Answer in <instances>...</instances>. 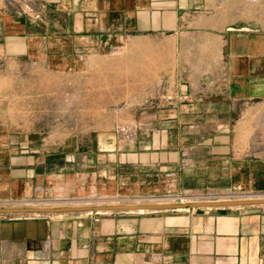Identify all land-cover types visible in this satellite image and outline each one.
I'll return each mask as SVG.
<instances>
[{
    "label": "crops",
    "instance_id": "0c3cea01",
    "mask_svg": "<svg viewBox=\"0 0 264 264\" xmlns=\"http://www.w3.org/2000/svg\"><path fill=\"white\" fill-rule=\"evenodd\" d=\"M244 2L43 0L36 20L0 0V84L136 40L161 58L124 132L45 142L0 116V201L264 194V28ZM0 264H264V205L0 214Z\"/></svg>",
    "mask_w": 264,
    "mask_h": 264
},
{
    "label": "rangeland",
    "instance_id": "374dc122",
    "mask_svg": "<svg viewBox=\"0 0 264 264\" xmlns=\"http://www.w3.org/2000/svg\"><path fill=\"white\" fill-rule=\"evenodd\" d=\"M244 1L240 12L245 20L252 27L264 28V0ZM9 2L23 16L36 20L40 18L43 0ZM158 48V41L129 42L103 56L89 58L87 67L82 71H79V66L75 67L74 72L24 66L17 76L13 74L0 84L4 85L3 94L0 95V116L10 126L34 134L45 142L73 138L88 141L97 135L110 136L124 132L137 123L134 117L146 109L145 97L158 91L154 87L161 68ZM247 194L249 197L240 201L264 200L263 194ZM102 199L12 208H83L131 204L109 197ZM136 204L139 203L132 205ZM189 204L196 203L182 205Z\"/></svg>",
    "mask_w": 264,
    "mask_h": 264
},
{
    "label": "built area",
    "instance_id": "2783aa9c",
    "mask_svg": "<svg viewBox=\"0 0 264 264\" xmlns=\"http://www.w3.org/2000/svg\"><path fill=\"white\" fill-rule=\"evenodd\" d=\"M264 195V194H263ZM246 193L235 192H222V193H204V194H166L161 196H146V197H127L115 198L120 202H128L132 205L133 202H139L138 205L154 204L161 202H174V203H219V202H233L247 199ZM46 201H0V207L12 208L15 206H32L37 203H44ZM142 202H146L142 204ZM154 202V203H153ZM137 205V204H136Z\"/></svg>",
    "mask_w": 264,
    "mask_h": 264
},
{
    "label": "water",
    "instance_id": "95a60500",
    "mask_svg": "<svg viewBox=\"0 0 264 264\" xmlns=\"http://www.w3.org/2000/svg\"><path fill=\"white\" fill-rule=\"evenodd\" d=\"M264 205L262 201H233L219 203H196L189 205L170 204V205H114L101 207H84V208H2L0 214L6 213H63V212H82V211H107V210H123V211H144V210H163V209H179L189 207H225V206H246V205Z\"/></svg>",
    "mask_w": 264,
    "mask_h": 264
},
{
    "label": "bare ground",
    "instance_id": "6f19581e",
    "mask_svg": "<svg viewBox=\"0 0 264 264\" xmlns=\"http://www.w3.org/2000/svg\"><path fill=\"white\" fill-rule=\"evenodd\" d=\"M75 193V192H74ZM183 204V203H182ZM160 205H162V204H160ZM168 205V204H167ZM74 208H80V207H74ZM84 208V207H83Z\"/></svg>",
    "mask_w": 264,
    "mask_h": 264
}]
</instances>
